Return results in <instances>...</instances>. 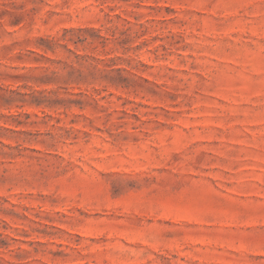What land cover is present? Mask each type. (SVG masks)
<instances>
[{
	"label": "rangeland",
	"instance_id": "rangeland-1",
	"mask_svg": "<svg viewBox=\"0 0 264 264\" xmlns=\"http://www.w3.org/2000/svg\"><path fill=\"white\" fill-rule=\"evenodd\" d=\"M0 264H264V0H0Z\"/></svg>",
	"mask_w": 264,
	"mask_h": 264
}]
</instances>
